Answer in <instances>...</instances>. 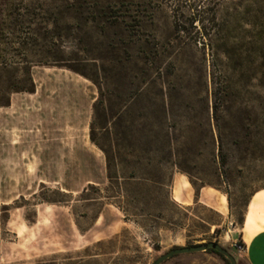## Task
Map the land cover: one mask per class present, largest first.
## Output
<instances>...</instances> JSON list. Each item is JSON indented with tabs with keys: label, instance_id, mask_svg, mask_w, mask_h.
I'll return each mask as SVG.
<instances>
[{
	"label": "rangeland",
	"instance_id": "374dc122",
	"mask_svg": "<svg viewBox=\"0 0 264 264\" xmlns=\"http://www.w3.org/2000/svg\"><path fill=\"white\" fill-rule=\"evenodd\" d=\"M112 13L82 28L92 47L75 73L0 67V264H153L210 243L244 264L234 244L264 190L261 6L119 0Z\"/></svg>",
	"mask_w": 264,
	"mask_h": 264
},
{
	"label": "trees",
	"instance_id": "16d2710c",
	"mask_svg": "<svg viewBox=\"0 0 264 264\" xmlns=\"http://www.w3.org/2000/svg\"><path fill=\"white\" fill-rule=\"evenodd\" d=\"M250 1L259 3L264 13V0ZM118 3L119 0H2L0 67L20 66L27 74L32 68L77 72V58L89 53L87 48L90 46L79 38L82 28L86 23H97L99 20L109 22L115 18L112 12L117 9ZM93 6L99 9L94 13L96 15L89 13ZM127 19L139 24L141 18L128 16ZM7 49L12 50L13 57L7 56ZM104 49L107 53L118 50L113 42L105 45ZM245 60H240V65H253L250 58ZM27 81L32 84L30 77ZM19 92L29 91L21 89ZM206 252L215 254L229 264L214 251Z\"/></svg>",
	"mask_w": 264,
	"mask_h": 264
},
{
	"label": "crops",
	"instance_id": "0c3cea01",
	"mask_svg": "<svg viewBox=\"0 0 264 264\" xmlns=\"http://www.w3.org/2000/svg\"><path fill=\"white\" fill-rule=\"evenodd\" d=\"M264 194V190L256 192L249 200L246 207L245 215L249 210L255 222L254 234H248L243 231L244 220L242 228L240 229L237 240L242 245L243 252L238 254L244 264H264V197L260 201L254 203L255 196ZM244 215V219H245ZM224 244L228 243V237L224 239ZM238 263V261H237Z\"/></svg>",
	"mask_w": 264,
	"mask_h": 264
},
{
	"label": "water",
	"instance_id": "95a60500",
	"mask_svg": "<svg viewBox=\"0 0 264 264\" xmlns=\"http://www.w3.org/2000/svg\"><path fill=\"white\" fill-rule=\"evenodd\" d=\"M208 250H212L215 253L221 255L224 257L225 260L228 261L229 264H236L234 258L223 248H221L218 244L216 243H210L207 245H196L192 247H187V248H176L168 253L160 256L157 258L153 264H163L169 259H172L174 257H179L183 255H191V254H197V253H205Z\"/></svg>",
	"mask_w": 264,
	"mask_h": 264
},
{
	"label": "built area",
	"instance_id": "2783aa9c",
	"mask_svg": "<svg viewBox=\"0 0 264 264\" xmlns=\"http://www.w3.org/2000/svg\"><path fill=\"white\" fill-rule=\"evenodd\" d=\"M234 249H235L238 253H242V252H243V248H242V245H240V243H235V244H234Z\"/></svg>",
	"mask_w": 264,
	"mask_h": 264
},
{
	"label": "bare ground",
	"instance_id": "6f19581e",
	"mask_svg": "<svg viewBox=\"0 0 264 264\" xmlns=\"http://www.w3.org/2000/svg\"><path fill=\"white\" fill-rule=\"evenodd\" d=\"M221 201V200H220ZM225 206V205H224ZM224 212V211H223Z\"/></svg>",
	"mask_w": 264,
	"mask_h": 264
}]
</instances>
